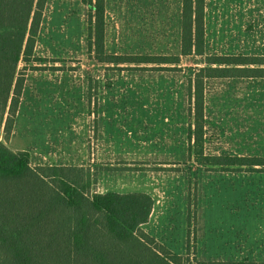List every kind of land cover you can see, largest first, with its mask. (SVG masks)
<instances>
[{"label":"rangeland","instance_id":"rangeland-1","mask_svg":"<svg viewBox=\"0 0 264 264\" xmlns=\"http://www.w3.org/2000/svg\"><path fill=\"white\" fill-rule=\"evenodd\" d=\"M88 2L47 0L34 48L42 62L19 63L21 102L0 141L33 166H85L91 192L149 194L141 228L183 264H264V168L199 163L192 149L189 84L205 55L164 70L97 62ZM181 6L106 0V50L178 55ZM205 22L206 55L264 56V0H206ZM204 137L203 161L264 156V77L208 80Z\"/></svg>","mask_w":264,"mask_h":264},{"label":"trees","instance_id":"trees-1","mask_svg":"<svg viewBox=\"0 0 264 264\" xmlns=\"http://www.w3.org/2000/svg\"><path fill=\"white\" fill-rule=\"evenodd\" d=\"M178 55L116 54L106 50V0H89L88 52L100 63L153 64L174 69L181 56L205 55L190 79L192 149L199 163L264 168V156L201 160L205 141L207 81L216 77H264V56L206 55V0H181ZM47 0H0V134L9 136L21 102L26 67L40 63L34 48ZM171 65V66H170ZM39 69L41 65H33ZM57 69L56 66H51ZM145 67V66H142ZM211 157V156H210ZM205 159V158H204ZM83 165H31L26 151L0 141V264H183L141 225L153 200L145 192H91Z\"/></svg>","mask_w":264,"mask_h":264}]
</instances>
